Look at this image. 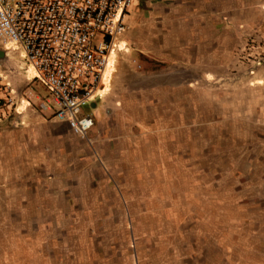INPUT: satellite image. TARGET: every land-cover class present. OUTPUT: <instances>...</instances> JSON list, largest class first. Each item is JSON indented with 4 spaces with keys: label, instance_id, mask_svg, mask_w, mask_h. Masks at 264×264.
Returning <instances> with one entry per match:
<instances>
[{
    "label": "crops",
    "instance_id": "1",
    "mask_svg": "<svg viewBox=\"0 0 264 264\" xmlns=\"http://www.w3.org/2000/svg\"><path fill=\"white\" fill-rule=\"evenodd\" d=\"M31 76L0 73V264H264V0H132L84 137Z\"/></svg>",
    "mask_w": 264,
    "mask_h": 264
},
{
    "label": "built area",
    "instance_id": "2",
    "mask_svg": "<svg viewBox=\"0 0 264 264\" xmlns=\"http://www.w3.org/2000/svg\"><path fill=\"white\" fill-rule=\"evenodd\" d=\"M132 0H0V43L18 45L45 87L53 117L81 137L93 125L81 113L95 91L113 40L125 30ZM0 110L11 104L0 82ZM48 106L43 102L40 107Z\"/></svg>",
    "mask_w": 264,
    "mask_h": 264
},
{
    "label": "rangeland",
    "instance_id": "3",
    "mask_svg": "<svg viewBox=\"0 0 264 264\" xmlns=\"http://www.w3.org/2000/svg\"><path fill=\"white\" fill-rule=\"evenodd\" d=\"M0 45H2L0 43ZM2 47L5 49V56L7 57V60L5 63L4 61L1 62L4 63L5 65L2 67L0 66V73L5 76H7V78L12 79H15V77H18L20 78L21 76H24V75H27L29 78H32L31 74L34 76L35 72L33 70V68L31 67V65L26 61V58L25 56L23 55L22 51L19 49V47L15 44H7V45H2ZM9 69L11 71H9ZM4 70H7V72H5ZM14 71V72H12ZM16 75V76H15ZM39 82V81H38ZM39 88L41 91H44L46 92V89L45 87H43L40 83H39ZM47 93V92H46ZM215 156V155H214ZM216 175V174H215ZM221 176V174H219ZM250 174H243L242 171L240 170H229L228 172V176H233L235 178H238V179H241V178H244V176L246 177H249ZM236 208V207H235ZM241 213V212H240ZM230 214V213H229ZM235 217H233L232 215H229L228 218L226 220L228 221H232V222H229V225H227L224 221H222V218H218L217 221H218V225L220 226L219 228L221 229H224L225 231L222 233L223 237L226 239L227 243H228V248H230L232 250V248L234 247H245L246 243L242 242V236L240 235V232H239V229H238V222L236 221V219L234 220ZM177 220L176 218H173V219H166V221H175ZM143 228L144 226L139 223L138 224V229L139 231H143ZM225 228H229L230 230H232V232H230L229 234H226V229ZM155 231V230H154ZM149 234H144L143 236L144 237H148ZM150 236H153V235H150ZM160 236V235H159ZM141 237V235H140ZM164 236L162 235L161 239H163ZM128 239V246L130 248L132 247H136V237L132 235L130 237L127 238ZM127 241V240H126ZM143 247H146L147 245L144 243L142 244ZM230 250V251H231ZM155 252L156 253V250H149V249H145L144 251H141L140 253L142 255H146L147 258L149 260H147L146 264H156L157 262H155ZM70 258H73L74 257V253H71L70 255ZM86 258H87V253H86ZM247 260H249L250 263H257V258H255L254 256H251V255H247L245 257ZM173 262L170 261V260H164L162 261V263L160 264H172Z\"/></svg>",
    "mask_w": 264,
    "mask_h": 264
}]
</instances>
